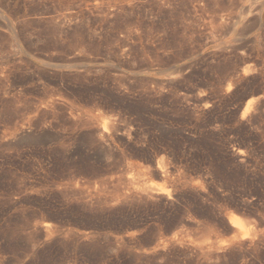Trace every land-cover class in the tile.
<instances>
[{"label":"rangeland","instance_id":"1","mask_svg":"<svg viewBox=\"0 0 264 264\" xmlns=\"http://www.w3.org/2000/svg\"><path fill=\"white\" fill-rule=\"evenodd\" d=\"M0 264H264V0H0Z\"/></svg>","mask_w":264,"mask_h":264},{"label":"bare ground","instance_id":"2","mask_svg":"<svg viewBox=\"0 0 264 264\" xmlns=\"http://www.w3.org/2000/svg\"><path fill=\"white\" fill-rule=\"evenodd\" d=\"M244 17H246V16H244ZM26 132V131H25ZM24 134V133H23ZM26 136V135H25ZM104 148V147H103ZM109 148V147H108ZM107 148V149H108ZM109 150V149H108ZM102 152H107V150L106 149H103L102 150ZM154 185L156 184L155 182L153 183ZM159 184V183H158ZM157 185V184H156ZM160 185H161V183H160ZM155 187V186H154ZM156 187H158V185L156 186ZM160 187V186H159ZM162 187V186H161ZM163 188H165V187H163ZM157 189V188H156ZM159 190L161 189V188H158ZM157 189V190H158ZM167 189V188H166ZM162 190V189H161ZM160 190V191H161ZM231 219L232 220H234L236 223H238V224H241V222L244 220L241 216H239V215H237V214H235V213H231ZM243 235L244 236H246V233H243ZM243 236V237H244Z\"/></svg>","mask_w":264,"mask_h":264},{"label":"trees","instance_id":"3","mask_svg":"<svg viewBox=\"0 0 264 264\" xmlns=\"http://www.w3.org/2000/svg\"><path fill=\"white\" fill-rule=\"evenodd\" d=\"M234 177H237L236 175L235 176H232L233 179H237V178H234ZM239 179V178H238ZM235 181H238V180H235Z\"/></svg>","mask_w":264,"mask_h":264}]
</instances>
